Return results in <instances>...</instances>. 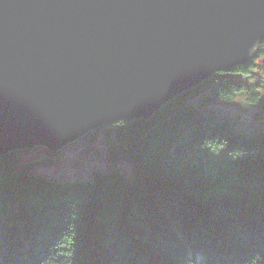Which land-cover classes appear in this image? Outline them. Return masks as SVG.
<instances>
[{
    "label": "trees",
    "instance_id": "trees-1",
    "mask_svg": "<svg viewBox=\"0 0 264 264\" xmlns=\"http://www.w3.org/2000/svg\"><path fill=\"white\" fill-rule=\"evenodd\" d=\"M260 57L264 41L251 63L215 73L149 120L101 128L109 165L91 177L30 170L49 166L50 153L0 157V264H264V130L235 132L199 108L233 101L245 88L228 74L257 78ZM87 138L85 150L95 131Z\"/></svg>",
    "mask_w": 264,
    "mask_h": 264
},
{
    "label": "water",
    "instance_id": "water-1",
    "mask_svg": "<svg viewBox=\"0 0 264 264\" xmlns=\"http://www.w3.org/2000/svg\"><path fill=\"white\" fill-rule=\"evenodd\" d=\"M264 41V0H0V157L149 120Z\"/></svg>",
    "mask_w": 264,
    "mask_h": 264
},
{
    "label": "rangeland",
    "instance_id": "rangeland-1",
    "mask_svg": "<svg viewBox=\"0 0 264 264\" xmlns=\"http://www.w3.org/2000/svg\"><path fill=\"white\" fill-rule=\"evenodd\" d=\"M256 64L257 78H243L239 75L228 74V77L235 79L245 88L237 94L233 101L215 100L199 106L200 110L212 111L218 118L231 120L235 132L244 131L251 134L257 130H264V57L256 59ZM250 94L257 96L258 101L251 99ZM87 145L88 138L85 135L55 154L56 159L52 160L49 166L34 163L30 166V170L55 180L91 177L96 168L106 170L109 159L101 129L95 130V140L90 144V148L85 150ZM47 155H49L48 150L42 146L22 151L20 163L25 159ZM76 160L79 161V165L75 163ZM119 166L126 176L132 173L126 159H120Z\"/></svg>",
    "mask_w": 264,
    "mask_h": 264
},
{
    "label": "built area",
    "instance_id": "built-area-1",
    "mask_svg": "<svg viewBox=\"0 0 264 264\" xmlns=\"http://www.w3.org/2000/svg\"><path fill=\"white\" fill-rule=\"evenodd\" d=\"M85 164H87L86 162H84ZM85 166V165H84Z\"/></svg>",
    "mask_w": 264,
    "mask_h": 264
}]
</instances>
